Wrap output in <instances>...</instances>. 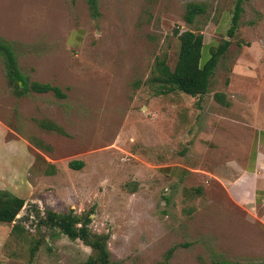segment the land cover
Returning <instances> with one entry per match:
<instances>
[{"label":"rangeland","instance_id":"obj_1","mask_svg":"<svg viewBox=\"0 0 264 264\" xmlns=\"http://www.w3.org/2000/svg\"><path fill=\"white\" fill-rule=\"evenodd\" d=\"M188 1L206 6L191 24ZM235 3L96 0L93 14L90 0H0V38L21 72L65 94L16 97L0 57V189L25 200L20 235L0 223V264H27L37 240L31 264L92 254L40 224L46 209L89 214L114 264H264V205L230 191L234 161L257 162L240 141L264 130V0H242L228 37ZM174 29L202 33V62L230 40L202 96L158 95L149 80L156 57L176 62Z\"/></svg>","mask_w":264,"mask_h":264},{"label":"trees","instance_id":"obj_2","mask_svg":"<svg viewBox=\"0 0 264 264\" xmlns=\"http://www.w3.org/2000/svg\"><path fill=\"white\" fill-rule=\"evenodd\" d=\"M242 0H236L235 9L231 19V25L227 31L228 37H233L238 26V20L242 11ZM92 13H96V0H90ZM206 6L202 2L188 1L185 4L183 20L191 24L196 17L205 14ZM179 41L178 54L174 66L171 68L167 63L166 55L156 57L150 81L156 85V93L159 95L168 94L171 91H180L190 96H202L208 91L210 78L215 70L220 57L230 45V40H223L215 47L210 56L202 60V50L204 47L203 35L200 32H194L190 29L178 32L174 29ZM240 44V41H238ZM0 57L4 64V72L7 85L16 97L25 95L28 92L46 93L52 92L59 98L65 97V94L58 86L39 81H29L21 72L16 53L11 44L0 38ZM223 93L216 92L214 97L224 105H229L224 100ZM39 125L46 130H53L58 133H64L62 128L51 120H39ZM68 166L72 169H79L83 166L80 160H71ZM25 200L12 194L7 190L0 189V223H12L10 234L20 235L24 227L20 225L19 220L13 222L16 215L24 205ZM44 216H39V223L47 228L56 229L58 233L65 235L71 240L79 239L88 246L92 254L82 264H114L111 260L110 252L107 246L109 238L108 233L94 232L89 228L91 219L89 214L76 213L73 209L66 212H56L52 209H46ZM37 240L30 249V262L38 248ZM172 248L166 253L168 258Z\"/></svg>","mask_w":264,"mask_h":264},{"label":"crops","instance_id":"obj_3","mask_svg":"<svg viewBox=\"0 0 264 264\" xmlns=\"http://www.w3.org/2000/svg\"><path fill=\"white\" fill-rule=\"evenodd\" d=\"M243 141L240 142L242 144L245 141L251 142L252 151L257 155V162L253 164L251 159V162H243L239 165L236 160L234 161L239 171V178L230 186V191L238 199L249 200L250 204L253 202L264 205V130L251 138L249 136L243 138ZM260 220L264 224V214Z\"/></svg>","mask_w":264,"mask_h":264},{"label":"water","instance_id":"obj_4","mask_svg":"<svg viewBox=\"0 0 264 264\" xmlns=\"http://www.w3.org/2000/svg\"><path fill=\"white\" fill-rule=\"evenodd\" d=\"M17 215H18V214H17ZM17 215H16V217L14 218L13 222H16V220H17Z\"/></svg>","mask_w":264,"mask_h":264}]
</instances>
